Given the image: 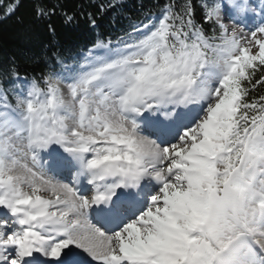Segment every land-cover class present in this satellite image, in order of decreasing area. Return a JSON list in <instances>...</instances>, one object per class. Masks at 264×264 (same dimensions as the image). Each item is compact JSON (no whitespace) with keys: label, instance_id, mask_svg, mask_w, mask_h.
I'll list each match as a JSON object with an SVG mask.
<instances>
[{"label":"snow or ice","instance_id":"snow-or-ice-1","mask_svg":"<svg viewBox=\"0 0 264 264\" xmlns=\"http://www.w3.org/2000/svg\"><path fill=\"white\" fill-rule=\"evenodd\" d=\"M199 6L0 73V264H264V0Z\"/></svg>","mask_w":264,"mask_h":264},{"label":"trees","instance_id":"trees-1","mask_svg":"<svg viewBox=\"0 0 264 264\" xmlns=\"http://www.w3.org/2000/svg\"><path fill=\"white\" fill-rule=\"evenodd\" d=\"M113 2L116 7H109ZM167 2L170 0H0V73L14 67L21 76L32 79L50 71L60 72L58 56L71 65L98 39L113 44L127 39L134 26L159 17ZM172 2L179 7L184 0ZM192 2L200 22V0ZM12 3L18 7L14 14L5 16V8ZM37 7H55L56 11L48 18H37ZM65 13L75 17L72 24L63 22ZM90 18L95 19V27L90 25ZM259 94H264V88L252 93Z\"/></svg>","mask_w":264,"mask_h":264},{"label":"rangeland","instance_id":"rangeland-1","mask_svg":"<svg viewBox=\"0 0 264 264\" xmlns=\"http://www.w3.org/2000/svg\"><path fill=\"white\" fill-rule=\"evenodd\" d=\"M252 2L256 5H259L260 3V0H252ZM258 10V9H257ZM259 21V17H256L255 19V22H258ZM227 24L231 25L232 21L228 20V21H225ZM69 180V181H68ZM67 182H70V178L67 179Z\"/></svg>","mask_w":264,"mask_h":264},{"label":"bare ground","instance_id":"bare-ground-1","mask_svg":"<svg viewBox=\"0 0 264 264\" xmlns=\"http://www.w3.org/2000/svg\"><path fill=\"white\" fill-rule=\"evenodd\" d=\"M68 178H70V180H71V177H70L68 174H65L64 177H63V181H64L65 183H68V182H67V179H68Z\"/></svg>","mask_w":264,"mask_h":264}]
</instances>
